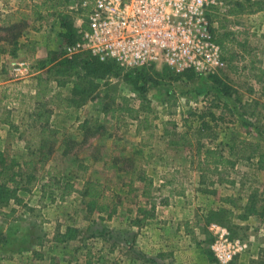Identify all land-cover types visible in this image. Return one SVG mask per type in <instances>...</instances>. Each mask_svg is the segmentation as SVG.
<instances>
[{
	"label": "rangeland",
	"instance_id": "obj_1",
	"mask_svg": "<svg viewBox=\"0 0 264 264\" xmlns=\"http://www.w3.org/2000/svg\"><path fill=\"white\" fill-rule=\"evenodd\" d=\"M41 1L43 0H0V25L2 20L7 19L10 14L15 15L14 22H20L22 19L21 14H31L33 4ZM228 1H226V7L219 9L218 12L215 11L213 14V34L222 36L224 32L235 26V20H238L239 29L243 30V26L251 22L249 13L258 10L257 5L253 3L256 0L250 2L240 1L241 3L238 4L236 1L232 3ZM63 2L66 6L63 10L64 14L73 15L76 24L77 15L83 8L81 7V0H63ZM232 6L235 11L241 13V15L234 16L235 19H230L229 8ZM47 13V11H43V15L39 19L29 18L30 24L24 29V34L20 38V49H22L20 59L17 57L18 55L13 57L6 54L0 62V154H4L5 158L8 157L7 159L10 162L15 163V170L18 167L26 169L23 162L31 156L32 158L41 157L38 147L41 137L38 136L40 128L35 123V125L31 124L32 119H27L26 121L29 124L23 126L24 116H27L31 109L28 95L34 93L37 89L36 86H39L37 80H32L36 74L34 73L32 77L26 80L17 78L12 71L13 63L16 60H26L31 66L34 59L38 58L37 54L42 56L39 59L66 56L64 52L65 45H67L64 40L65 30L61 26L62 13L56 11L50 16ZM81 20L79 24L82 26L86 23V16H83ZM21 28H23V25H20L19 29ZM3 36H7V32H0V39ZM228 48L224 55L232 60L231 45ZM227 72V69H225L209 77L198 76L187 80L176 78L178 74L163 65H147L134 68L115 66L110 68L109 71L93 67L79 68L78 72L62 79L61 83L52 78L48 82L46 93L50 101L54 100V104L51 105L53 111L50 125L60 130L61 133L58 135V142L52 145L50 159L36 164L35 174L37 179L34 184L31 185L28 191H20V196L24 199L23 203L18 204L10 201L7 205L0 207V224H3V229L5 230L8 227L6 221L18 220V222H21L22 227H30V231L34 234L33 245H39L37 243L38 238H41L49 230L52 232L51 229L56 225L52 224L51 229H49L48 225L43 222L49 219L52 221V219L49 217L48 219H42L41 217L58 214L57 205L62 206V204L54 202L51 205L50 201L53 200L55 194H59L57 193L59 190L56 186H52V189L48 190L50 194H44L43 197L47 202L37 201L44 193L43 183L50 179L46 176L49 166L56 167V170H51L52 174L57 175L54 178L56 180L54 181L55 184L70 182L80 189L86 180H93L102 184L103 194L106 195V198L107 196L110 198L108 200L125 201L124 206L136 204L137 200H140V194L143 193L140 190H134L139 184L138 181H131L134 159L139 162L136 171L148 175L154 174L156 169L171 164L180 166L182 171V168L185 169L190 166V170L199 172L201 180L195 179V176L189 173L187 175L178 173L177 175L173 172L170 176L178 177L179 182L182 183L186 181L185 177L192 176L191 182L198 183L196 187L200 188L201 192L195 199V205L203 208V210L199 209L200 212L197 215L200 216L202 230L209 232V246L206 244L209 249L213 240L210 225L217 223L226 226L227 224L222 220L224 210H232L234 205L236 209L242 210V207L245 206H243L245 200L255 190H258L259 204L263 206L260 217L248 223L247 228L230 223L232 225L231 236L245 241L248 256L242 259L239 255L229 264H263L264 168H258V157L244 160L239 156L240 149L245 145L241 141H249L251 144L257 145L261 153L264 152V140H253L256 134V138L259 137L258 134H263L260 130L264 125V119L259 121L255 118L243 116L241 110L235 112L233 108L251 101L245 98L247 94L240 95L236 88L250 94L253 85L250 84L248 78L244 77L245 74L237 76ZM44 77L48 78V75L45 74ZM131 79L137 80V85L133 84ZM140 85H144L147 89L151 111L140 112L137 117H131L129 112L125 111H115L113 113L112 110L116 108L139 107L135 89L136 86ZM5 86H9V88L6 89ZM262 87L261 84L258 87L259 90H262L261 97L264 96V88L262 89ZM19 91L24 95L21 96L18 93ZM3 93L7 94L4 99H2ZM17 95L19 99H16ZM56 95H60L58 99H56ZM71 98H75L77 101L72 106H67L68 100ZM213 99H216V102L218 100L222 105L228 104L231 112H226L225 121L220 122V126L217 128L219 138L214 142L208 141L207 144L212 146L221 144L226 153L231 151L232 156L239 160L236 169L231 173V178L235 180L236 185L217 183L218 185L231 186L223 189L224 193L221 192V194H224L221 197L225 199L223 200L225 203L223 207L217 206L214 201L207 197L208 194L206 193H214L218 190H214V187L209 185V182L215 180L217 176L211 173L208 178L202 179L201 171L198 168L195 146H172L170 144L172 138L178 137L180 133L186 130L187 124L193 122L194 119L190 112L193 111L196 114L202 112L210 107ZM253 100L258 99L254 98ZM214 110L219 112V109ZM196 120L197 118L194 122L198 123L199 121ZM91 122L93 123L92 126H90ZM247 137L250 139H247ZM64 139L65 141H63ZM172 153L173 158L169 161L167 156H171ZM58 172H65V175L61 176L60 173L58 175ZM1 179L5 180V176L1 175ZM106 184L110 185V188L105 190ZM160 189H163L161 185ZM236 190H238L236 197L230 196V194L236 193ZM75 196H64V198L66 197L65 200L67 201H70V197L74 201L77 198L81 199V202H78V209L82 212L79 213V222H77L82 225L79 226L86 227L89 225L88 236L92 229L100 230L99 232L102 234L112 232L115 237V254L117 257L121 255L124 249L120 243L122 239L128 238L127 235L118 227L111 229L98 222L100 215L96 211L101 208L105 199L84 198L77 192ZM58 197L61 198V195ZM228 199L231 203L228 202ZM81 203L86 205L87 213ZM44 205L48 206L45 208ZM67 206L68 204H65L62 207L66 209ZM119 207L122 208L121 205ZM91 211H94L93 215L89 216ZM26 230L28 232V228ZM5 236L0 232L1 242H7ZM44 245L45 250H48L50 254L47 257L38 256V260L42 259L39 264H50L51 258L54 256L57 258L58 254L66 255L61 257V261L65 264L69 259L76 256L74 260L79 261L81 258L85 260L82 256L84 253L79 254V252H76L78 254H70L69 257L67 255L69 251L62 252L51 237ZM96 246L100 245L89 244L87 246L88 251L91 253V262L89 261L88 264L104 263L101 252L103 249ZM104 252H107V250ZM85 256H87L86 258L89 257L90 260L89 254ZM214 259L216 262L214 264H220L216 258ZM74 260L69 261L68 264ZM152 260L155 264L158 263L154 258ZM78 264H81L80 261Z\"/></svg>",
	"mask_w": 264,
	"mask_h": 264
},
{
	"label": "crops",
	"instance_id": "obj_2",
	"mask_svg": "<svg viewBox=\"0 0 264 264\" xmlns=\"http://www.w3.org/2000/svg\"><path fill=\"white\" fill-rule=\"evenodd\" d=\"M228 2L232 3L234 1L230 0ZM231 10H233V12H231ZM229 14L232 17H230V19H235L236 17L234 16L241 15L240 11H235L233 6L229 8ZM249 15L251 22L243 26V30L239 29L237 25L238 20H235L234 24L236 27L233 26L230 30L222 34L224 46L226 47L224 50L221 47L223 60L225 61V67L222 71L227 69L230 74H235L237 76L245 74L246 76L244 77L250 80V84L253 85V89H251L250 94L239 88H236L237 92L240 95L247 94V97L245 96L247 100H253L256 98L264 104V96L261 97L262 90L258 89L260 84L263 85L262 89L264 88V8L260 11L257 10L253 13H249ZM79 21L81 23V18L76 20L75 26L78 29L81 27ZM230 45L232 47V49H230V53H232L233 61L227 57V59H224L225 51L229 49L228 46ZM21 52L22 49L18 52V58ZM36 56L38 58H42L39 54ZM233 109L237 112L240 110V107ZM256 136L257 134L253 139L254 141L264 140L261 139L264 138L263 134H258L259 139L256 138ZM247 139L250 138L247 137ZM172 158L173 153L171 156H167L169 161ZM49 167L50 168H48L46 176H48L49 171L52 169L56 170V167ZM182 169L183 171L180 166H173V164H171L167 167L156 169L154 174H150V176L154 179V190L152 194L156 200V207L153 210L152 217H145L140 212L141 208H150L151 205L148 203V199L144 201L145 198L142 193L144 184L139 181L138 186L134 190H140L142 194H140V200H137L134 205L131 204L124 206L125 201L115 202V200H108V196L107 198L105 197L104 203L101 206L102 208L104 207V209L100 208L96 211V213L100 215L98 222L111 229L113 227H118L122 229L128 237L127 239L125 238L121 240L120 244L124 251L118 257L115 254V237L112 232L105 231L106 233L102 234L99 232L100 230L92 229L90 235L88 236L87 234H89L88 232L90 231L88 228L89 225L86 227L79 226L82 225L81 223H78L79 213L82 212L78 209V202H81V199L77 198V200L74 201L71 197H76L75 193L77 192L79 194V190L81 188H77L76 185H73L70 182L52 185L49 183V179H47L42 185L44 193L37 201L47 202V200L43 199L44 194H50L48 190L52 189V186H56L59 190L57 193L59 194L54 195L55 197L52 198L53 200L50 201V204L53 205L54 202H58L59 204H62V206L65 204H68V206L65 209L64 207L57 205L58 214L53 216L45 215L41 217L42 219H48V217L52 219V221L50 219L48 221H43L45 225H48L49 229H51L50 226L52 224H55L56 226L51 229L52 232L49 230V232L44 234L41 238H38L37 243H39V245H33L34 234L30 231V227H22L20 224L21 222H18V220L6 221V223H8V227L5 230L3 229V224H0V232L3 235H6L5 237L7 239V242L0 241V264H39V262H42V259L38 260V256L47 257V255L50 254L48 250H45L46 247L44 245L48 242L50 237L55 244H58L59 249H61L62 252L69 251V254H67L69 257L70 254H75L76 252H79V254L84 253L82 256L85 260L82 258L79 260L81 264H88L89 261L91 262V253L87 249L89 244L100 245L96 247H101L103 249L101 251L103 254V264H155L152 258L158 261L157 264L216 263L213 261L211 262L206 254V250L211 249L208 248L209 232H206L204 229L202 230V222L200 220V216L197 215V213L200 212L199 209L203 210L200 206L197 207L195 205V199L201 192L200 188L196 187L198 183L191 182L192 176L185 177L184 179H186V181L183 183L179 182L178 177H175L174 181H172L165 188L160 189V185L163 184L164 180L167 178L166 175L173 174V172L177 173V175L178 173L186 175L188 173L193 174L195 179L201 180L199 172L190 170V166ZM59 173L60 172H58V175H65V172ZM179 184L183 186L184 192L182 195L175 194L176 187H178ZM209 185L214 187V190L218 189L219 192L218 190L214 193L208 192L206 193L208 194L207 197L214 201L217 206H225L223 205L225 204L223 202L225 199L221 197V195L224 194H221V192L224 193L223 189L231 186L218 185L217 183ZM106 188L109 189L110 185L106 184L105 190ZM237 191L238 190H236V193L234 192L230 194V196L236 197ZM59 195H61V198L58 197ZM64 196H71L69 198L70 201L65 200L66 197L64 198ZM162 198L168 199V203L165 204L161 202ZM247 200H245L243 206L246 204ZM228 202L231 203L229 199ZM119 205H121L123 209L119 207ZM44 206L46 208L48 205ZM81 206L84 207L83 209L87 213L86 205L81 203ZM112 208H114V212L110 214ZM65 210L68 212H63ZM232 210L234 212L232 219L233 223L244 228H247L248 223L256 220L257 217H260V215H253L247 219H240L239 214L242 210L236 209L235 205ZM93 212H89V216H92ZM27 228L28 232L26 230ZM206 244H208V246H206ZM106 250L107 252H104ZM85 253L89 254L90 260L89 257L86 258L87 256L85 255L87 254ZM211 253L213 254V252ZM62 256L65 257L66 255L58 254L56 256L58 259L54 256L51 258L50 264H65L61 261ZM247 256L248 253L246 251L245 253L240 254L242 259ZM76 257L69 259L66 264H68L69 261L74 260ZM79 261L74 260L70 264H78Z\"/></svg>",
	"mask_w": 264,
	"mask_h": 264
},
{
	"label": "trees",
	"instance_id": "obj_3",
	"mask_svg": "<svg viewBox=\"0 0 264 264\" xmlns=\"http://www.w3.org/2000/svg\"><path fill=\"white\" fill-rule=\"evenodd\" d=\"M233 1H237L238 4L240 1L250 2L251 0ZM253 3L257 5L258 10L264 8V0H256ZM65 8L66 6L63 0H43L33 4L31 14L22 13V19L20 22H14V14H10L7 19H3L0 25V32H7V36H3V38L0 39V62L2 57L6 54H9L13 57L18 55L21 47L20 38L24 34V29L30 24L29 18L33 17L34 19H39L42 17L43 11H47L49 16L53 15V13L56 11L62 13L61 26L65 30V44H72L79 40L81 34L79 33V29L75 26V22L73 20L74 16L64 14L65 12H63V10H65ZM88 11V7L82 8L77 17L83 19V16H87ZM231 12H233V10H231ZM20 25H23V28L19 29ZM83 28H87V23L83 24ZM213 35L223 50L226 49L224 46L223 37L217 34ZM224 59H227L226 56H224ZM115 66L119 65L114 62L99 61L96 57L89 53H79L71 57L64 56L62 58L50 57L48 59H34L33 64H31V70L36 75L33 76L32 80H37L39 86H36L37 89L34 93L28 95L31 109L27 116H24L25 120H23V126L29 124L26 121L27 119H32L31 124L35 123L40 128L38 136L41 137V140L38 144V147L41 152V157L32 158L31 156L28 160L23 162V166H25L26 169L18 167V169L15 170V163L10 162L9 159H7L8 157L5 158L4 154H0V207L7 205L10 203V201H14L18 204L23 203L24 199L20 196V191H28L31 185L34 184L35 180L37 179L35 174L36 164L48 161L50 159L52 145L58 142V135H60L61 132L50 125L53 111L51 105L54 104V100L50 101L46 96L48 82L52 78H55L59 83H61L62 79L72 76L74 72H78L79 68L93 67L96 69L109 71L110 68ZM45 74L48 75V78L44 77ZM195 77H198V75L192 70H187L176 76V78H183L187 80L194 79ZM131 81L136 85L138 83L137 80L131 79ZM5 88L8 89L9 86H5ZM135 90L137 91V99L139 100L138 108L121 107L113 109L112 112L125 111L129 112V116L137 117L140 112L151 111L150 100L147 96L146 87H144V85L136 86ZM18 93L21 96L24 95L21 91ZM59 96L60 95H56V99H58ZM6 97L7 94L3 93L2 99ZM16 99H19L18 95L16 96ZM76 101L77 100L75 98L69 99L67 106H72ZM213 108L217 110L219 109V112H216ZM263 108L264 104L260 100H251L250 102L240 104L241 115L255 118L259 121L264 119ZM230 109L231 108L228 104L222 105L220 102H218V100L216 102V99H213V103L210 105V107L206 108L202 112L198 114L194 113L193 111L190 112V115H192L194 120L197 118L196 121H199L198 123H195L193 120L191 124H187L186 130L184 132L180 133L178 137L172 138L170 140V144L172 146H195L196 156L198 159V168L201 171L203 177L202 179L208 178V175L211 173H214L217 176L215 180H211L209 182L210 184H235V180L231 178V173L236 169L237 162L239 160L232 156L231 151L226 153L224 148L221 147V144H217L215 146L207 144L208 141L214 142L219 138L217 128L220 122L225 121V114L227 111L231 112ZM92 125L93 123L91 122L90 126ZM260 131L264 134V125H262V129ZM63 141H65V139ZM241 143L245 145L240 149L239 158L251 160L254 157H258V168H264V152L261 153L258 146L251 144L249 141H241ZM133 164L134 169L132 171L131 181L134 182V180H137L144 184L143 197L148 199V203L151 205L150 208H141L140 212L145 217H152L153 210L156 207V200L152 194L154 190V179L152 176L145 174L144 172L142 173L140 171H136V168L139 166V162L137 160L134 159ZM1 175L5 176V180L1 179ZM48 177L50 178L48 180L49 183L54 185V181H56L54 178H56L57 175L52 174V172L49 171ZM166 177L167 178L164 180L163 184H161L162 188L169 185L175 179V176H170L169 174L166 175ZM102 188L103 186L101 183L93 180H86L79 192L84 198H101L104 200L106 196L103 194ZM183 192V186L179 184L178 188L176 187L175 194L182 195ZM258 198V190H255L254 193L249 195L247 203L244 207H242V211L239 214L240 219H247L253 215H261L263 212V206L259 204ZM161 202L167 204L168 199L162 198ZM101 209H104V207H101ZM113 212L114 208H112L110 214ZM233 216V210H224L222 220L227 224L226 226L229 230H231V226L234 224L232 221ZM230 223H232V225H230ZM211 252V250H206L209 260L211 262H215V257Z\"/></svg>",
	"mask_w": 264,
	"mask_h": 264
},
{
	"label": "built area",
	"instance_id": "obj_4",
	"mask_svg": "<svg viewBox=\"0 0 264 264\" xmlns=\"http://www.w3.org/2000/svg\"><path fill=\"white\" fill-rule=\"evenodd\" d=\"M88 7L87 28L65 45L66 56L89 53L102 62L134 68L163 65L177 74L187 70L209 77L225 67L220 44L212 32V17L226 0H81ZM13 74L26 80L34 75L26 60H16ZM211 250L220 264L244 253L247 244L217 223L210 225Z\"/></svg>",
	"mask_w": 264,
	"mask_h": 264
}]
</instances>
